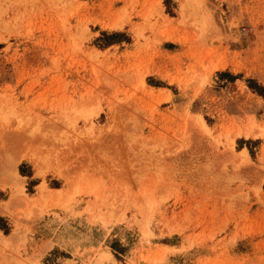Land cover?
<instances>
[{
  "label": "rangeland",
  "instance_id": "1",
  "mask_svg": "<svg viewBox=\"0 0 264 264\" xmlns=\"http://www.w3.org/2000/svg\"><path fill=\"white\" fill-rule=\"evenodd\" d=\"M0 208V264H264V0H0Z\"/></svg>",
  "mask_w": 264,
  "mask_h": 264
},
{
  "label": "crops",
  "instance_id": "2",
  "mask_svg": "<svg viewBox=\"0 0 264 264\" xmlns=\"http://www.w3.org/2000/svg\"><path fill=\"white\" fill-rule=\"evenodd\" d=\"M18 170H19V172H20V168H19ZM32 170H33V171H32V174H30V175H26L27 179H34V178H37V177H38V176L35 175L36 172H35L34 167H32ZM38 182L41 183V178H39ZM39 183H38V184H39ZM57 188H58V187H57Z\"/></svg>",
  "mask_w": 264,
  "mask_h": 264
},
{
  "label": "bare ground",
  "instance_id": "3",
  "mask_svg": "<svg viewBox=\"0 0 264 264\" xmlns=\"http://www.w3.org/2000/svg\"><path fill=\"white\" fill-rule=\"evenodd\" d=\"M6 208H0V211H5ZM105 254V257H108L110 258V253H104ZM107 259V258H106Z\"/></svg>",
  "mask_w": 264,
  "mask_h": 264
}]
</instances>
